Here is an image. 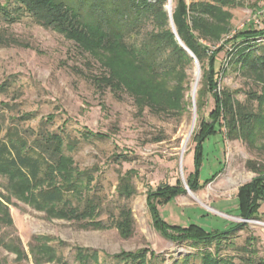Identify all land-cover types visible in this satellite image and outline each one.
Segmentation results:
<instances>
[{
    "label": "rangeland",
    "instance_id": "1",
    "mask_svg": "<svg viewBox=\"0 0 264 264\" xmlns=\"http://www.w3.org/2000/svg\"><path fill=\"white\" fill-rule=\"evenodd\" d=\"M64 1L88 20V1ZM168 2L163 15L147 18L127 39L142 44L152 33L173 32L171 18L176 30L178 19L186 36L206 47L204 66L197 58L199 69L190 56L171 72L153 74L140 70L134 52L88 46L29 16L7 27L0 13V28L23 44L0 46V138L15 133L39 151L41 143L63 138L58 164L35 184L0 164V264H205L206 250L207 264H264V200L258 213L244 218L238 197L241 186L257 176L249 164L264 168V95L259 106L250 95L262 89L264 94V73H245L237 62L241 52L233 58L235 46L226 43L241 30L264 28V0H174L172 11ZM199 18L209 21L202 31L220 36L210 41L200 34ZM261 43L264 36L238 46ZM213 50L219 51L216 90L230 92L234 104H249L259 115L248 130L254 131L249 142L228 136L221 120L220 132L206 137L200 155L193 140L198 118L212 124L215 103L209 95L197 112L192 90L196 70L202 80ZM124 72L139 81L140 107L131 93L114 89ZM127 171L132 177L121 179ZM194 174L204 185L196 190L189 181ZM178 180L184 191L160 203V185ZM46 188L67 189L66 200L41 204L36 194ZM151 203L170 225L238 229L204 244L174 240L161 231ZM145 251L149 255L142 257Z\"/></svg>",
    "mask_w": 264,
    "mask_h": 264
},
{
    "label": "trees",
    "instance_id": "2",
    "mask_svg": "<svg viewBox=\"0 0 264 264\" xmlns=\"http://www.w3.org/2000/svg\"><path fill=\"white\" fill-rule=\"evenodd\" d=\"M86 1L89 2L88 9L90 14L87 21L83 19L82 13L76 6L69 5L64 0H6L4 3H0V13L5 23H7V27L20 21L21 18L29 16L37 25L44 28L57 29L69 37H74L82 41V43L88 46L122 48L127 52H134L136 54L134 56L136 65L141 68L140 70L145 69L151 71L153 74L171 72L181 65L183 58L188 60L192 59L188 52L175 39L174 33L169 28L152 33L151 39L142 44L131 42L127 39V37L138 33L140 26L145 23L144 21L147 18L153 17L156 20L157 15H163L165 11L162 7L166 3V0H155L154 2L150 0ZM86 1L77 0L79 5ZM211 12V10L203 11V13L209 15ZM205 22L209 21L200 18L195 21L197 31L205 36L206 39L214 41L220 35L202 31L201 24ZM176 23L179 36L189 49L193 51L199 61L202 62L201 65L204 66L206 47L200 43L197 37L195 39L196 41L189 39L184 33V29L178 19ZM261 36H264V28L258 30L257 28L251 27L245 31L241 30L226 40V43L235 46L234 52L232 53L233 58L236 53L241 52L237 58V62L244 72L256 73L258 78L260 74L264 73V43L256 45L253 49H251L252 44L248 47L238 45L246 38L256 39ZM20 44L23 45L6 27L0 28V46ZM223 47H219V51ZM245 49H249L248 53H245ZM219 51L213 50V54L209 59V67L205 69L204 77L201 80V87L197 90V101L195 104L197 106V112H202L207 104V96L211 95L215 103L214 108L209 113V116L215 117V121L212 124L206 126L203 123L202 115L198 118V129L194 132L193 140L197 145L200 155L202 143L206 137L208 138L209 135L220 132L217 131L216 127L221 120L228 129L226 131L228 136L232 139H242L249 142L254 131L248 130H250V125L253 122H257L255 116L259 115V110L253 109V106L249 104L244 105L240 102L234 104L230 92L225 90L218 92L216 90L218 84L216 55ZM138 82L132 73H120L118 75V84H116L114 89H117L118 92L127 91L131 93L137 105L140 107V103L144 99V93L139 92L140 90L137 91L138 88L136 86ZM262 90L260 92H250V95L257 99V106L261 104L260 100L264 95ZM145 101L143 100V102ZM48 118L51 117L49 116ZM2 130L3 125L0 123V134ZM91 132V135L95 134L93 131ZM97 134H101L100 137H111L108 133L98 132ZM54 137H57V142L54 143L56 138H52L54 140H50L47 144L41 143L39 147L40 151L36 148L29 149V146L19 139L15 133L11 134V136L8 135L7 140L0 138V164L12 169L15 175L35 184L39 180L46 178L45 175L48 169L54 164H58L62 156L61 148L63 138L58 135ZM249 167L257 173V176L239 189V215L244 218H251L254 216L253 214L258 213L260 202L264 200V168L255 163L249 164ZM216 175L217 173L211 179L207 180L206 183L214 179ZM129 176L132 177L130 171H127L124 176L121 175V179H129ZM191 177L189 179L190 186L196 190L201 186L198 182L197 174L191 175ZM180 183L181 180H178L176 185L167 183L160 185V191L158 193L160 203L175 198L180 192L184 191ZM67 192V189L46 188L38 191L36 196L41 204L52 205L66 200ZM151 206L153 210H157L156 219L161 231L165 232L167 237L181 242L195 239L198 243L204 244V242L219 238L220 235L226 239L228 237L226 234L238 229L236 227L228 230L209 232L197 224H191L188 227L170 225L168 222L160 219L158 208L153 204ZM169 229H174L176 233L170 234L168 232ZM142 255V257H145L149 253L145 251ZM190 256L188 255L186 258H190ZM208 257L209 254L206 250L203 252L202 258L209 261L207 259ZM128 258H133V256L128 255ZM207 261H205V264H207Z\"/></svg>",
    "mask_w": 264,
    "mask_h": 264
},
{
    "label": "water",
    "instance_id": "3",
    "mask_svg": "<svg viewBox=\"0 0 264 264\" xmlns=\"http://www.w3.org/2000/svg\"><path fill=\"white\" fill-rule=\"evenodd\" d=\"M171 17V16H170ZM171 24H172V26H173V33L175 34V36H176V39L178 40V42H179V44L188 52V54L191 56V57H193L194 58V60H195V63H196V65H197V67L199 68V61H198V59H197V57L195 56V54L189 49V47L181 40V38L179 37V35H178V32H177V30H176V28H175V26H174V21H173V19L171 18ZM193 97L195 98V93L193 92ZM194 119V122H195V118H193ZM193 125H194V123H193Z\"/></svg>",
    "mask_w": 264,
    "mask_h": 264
},
{
    "label": "bare ground",
    "instance_id": "4",
    "mask_svg": "<svg viewBox=\"0 0 264 264\" xmlns=\"http://www.w3.org/2000/svg\"><path fill=\"white\" fill-rule=\"evenodd\" d=\"M173 1L174 0H169V2H168V6H169V9H170V11H172L173 10ZM199 69V68H198ZM196 78H195V81H194V83H193V92L195 93V95H196V90L198 89V86H199V84H200V80H201V71H198V70H196V76H195Z\"/></svg>",
    "mask_w": 264,
    "mask_h": 264
},
{
    "label": "built area",
    "instance_id": "5",
    "mask_svg": "<svg viewBox=\"0 0 264 264\" xmlns=\"http://www.w3.org/2000/svg\"><path fill=\"white\" fill-rule=\"evenodd\" d=\"M257 22H258V20H257Z\"/></svg>",
    "mask_w": 264,
    "mask_h": 264
}]
</instances>
